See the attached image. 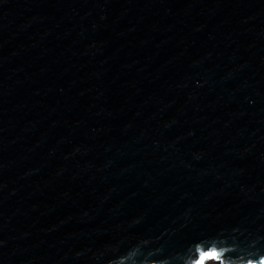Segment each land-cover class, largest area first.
Returning <instances> with one entry per match:
<instances>
[{
    "label": "water",
    "instance_id": "95a60500",
    "mask_svg": "<svg viewBox=\"0 0 264 264\" xmlns=\"http://www.w3.org/2000/svg\"><path fill=\"white\" fill-rule=\"evenodd\" d=\"M264 264V0H0V264Z\"/></svg>",
    "mask_w": 264,
    "mask_h": 264
},
{
    "label": "rangeland",
    "instance_id": "374dc122",
    "mask_svg": "<svg viewBox=\"0 0 264 264\" xmlns=\"http://www.w3.org/2000/svg\"><path fill=\"white\" fill-rule=\"evenodd\" d=\"M209 262H212L214 264H220L219 262L215 261L212 258H206V259H204L203 262H202V264H208Z\"/></svg>",
    "mask_w": 264,
    "mask_h": 264
},
{
    "label": "bare ground",
    "instance_id": "6f19581e",
    "mask_svg": "<svg viewBox=\"0 0 264 264\" xmlns=\"http://www.w3.org/2000/svg\"><path fill=\"white\" fill-rule=\"evenodd\" d=\"M208 264H214V263H212V262H209Z\"/></svg>",
    "mask_w": 264,
    "mask_h": 264
}]
</instances>
